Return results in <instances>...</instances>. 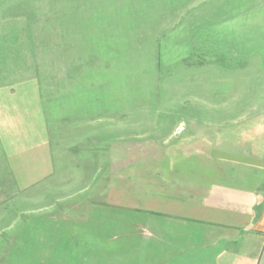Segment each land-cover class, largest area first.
<instances>
[{"label": "rangeland", "instance_id": "1", "mask_svg": "<svg viewBox=\"0 0 264 264\" xmlns=\"http://www.w3.org/2000/svg\"><path fill=\"white\" fill-rule=\"evenodd\" d=\"M24 1L0 0V240L168 161L205 170L204 145L169 150L200 130L264 159V0Z\"/></svg>", "mask_w": 264, "mask_h": 264}, {"label": "crops", "instance_id": "2", "mask_svg": "<svg viewBox=\"0 0 264 264\" xmlns=\"http://www.w3.org/2000/svg\"><path fill=\"white\" fill-rule=\"evenodd\" d=\"M3 121L0 110L1 137ZM196 135L169 150L204 145L216 154L205 170L168 161L159 175L127 186L119 178L79 215H33L0 240V264H264V159L233 154L240 147L224 144L232 139ZM223 151L230 155L217 157Z\"/></svg>", "mask_w": 264, "mask_h": 264}, {"label": "trees", "instance_id": "3", "mask_svg": "<svg viewBox=\"0 0 264 264\" xmlns=\"http://www.w3.org/2000/svg\"><path fill=\"white\" fill-rule=\"evenodd\" d=\"M21 2H22V4H25V1L24 0H20ZM22 4H21V6H22Z\"/></svg>", "mask_w": 264, "mask_h": 264}]
</instances>
